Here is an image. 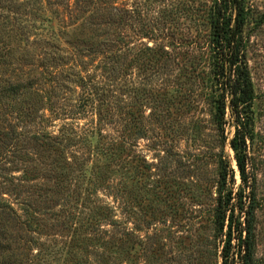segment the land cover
Returning a JSON list of instances; mask_svg holds the SVG:
<instances>
[{
    "label": "rangeland",
    "instance_id": "obj_1",
    "mask_svg": "<svg viewBox=\"0 0 264 264\" xmlns=\"http://www.w3.org/2000/svg\"><path fill=\"white\" fill-rule=\"evenodd\" d=\"M27 1L32 13L26 17L24 6H18L14 17L23 16L30 27L21 28L15 20L11 28L0 24V38L21 46L18 57L27 37L34 42L40 32L70 49L66 42L74 41L96 3L104 19L109 11L115 14L113 27H104L100 38H109L116 66L104 86H54L57 94L65 91V98L56 99L66 109L46 127L65 137L62 145L49 149L41 140L28 143L23 153L29 162L17 169L7 164L9 177L25 182L20 190L35 196L53 190L52 208L38 216L44 224L39 222L32 234L29 258L35 264H222L223 236L216 225L221 164L234 170L229 187L237 190L241 179L229 143L235 130L230 113L224 131L215 120L210 49L214 0H71L79 5L73 14L78 19H66L68 36L59 21L64 8ZM245 4L246 56L254 90L249 152L258 205L255 264H264V0ZM38 46H31L36 54ZM94 61L91 75L102 80L103 59ZM46 88L33 86L23 97L38 116L48 114ZM13 116L18 129L35 128L37 121ZM96 204L110 211V219L96 226L98 233L87 224Z\"/></svg>",
    "mask_w": 264,
    "mask_h": 264
},
{
    "label": "trees",
    "instance_id": "obj_2",
    "mask_svg": "<svg viewBox=\"0 0 264 264\" xmlns=\"http://www.w3.org/2000/svg\"><path fill=\"white\" fill-rule=\"evenodd\" d=\"M45 2L48 6L64 8L65 15L60 17L59 21L61 32L68 36L70 33L66 28L70 23H67L66 19H78L73 15L78 3L71 0ZM9 3L14 4L12 10ZM28 3L27 0H21L19 3L13 0H0V19H3L0 22L1 26L11 28L15 20L19 21L21 28L30 27L23 22V16L19 15L18 19L14 17L18 6H24L23 12H26L24 16L28 17L27 14L32 13ZM94 4L90 16L85 17L78 26V35L74 36V41L66 42L70 49H64L60 43L43 37L40 32L39 38L34 42L27 37L23 45L24 52L18 57L17 49L21 46L12 42L10 38L4 40L3 35L0 38V264H35V260L29 258L33 251L31 244L35 242L32 234L37 233L40 228L39 222L43 221L42 217L38 216L48 214L52 208L49 206L51 205L49 200L53 197L51 189H46L44 194L37 196L34 195L35 192L29 194L27 189L20 190L26 184L21 178L9 177L11 167L7 164L13 163L17 169L18 165L29 162L24 158L26 153H23V148L26 150L28 143L41 140L49 149L62 145L65 137L53 134L46 127L53 115L57 116L66 109L64 102L60 101L61 98H65V91L57 94L55 91L57 88L54 86L61 88L75 85L104 86L102 82L111 78L116 70L110 40L100 38L104 27L107 25L109 28L113 27L115 14L109 11L107 15L109 17L104 19L105 14L96 3ZM56 13L59 16L60 11ZM247 21L248 8L245 0H214L210 13V49L215 120L218 128L224 131L227 124L226 115L230 113L235 130L229 143L234 151L241 179L237 190L229 187V177L233 176L234 170L228 164H221L216 225L218 233L223 236L222 264H255L256 261L258 205L256 177L251 170L249 152V140L253 135L254 90L246 56L244 27ZM30 32L31 30H26L25 33ZM36 42L39 44L37 54L31 50L32 44ZM94 57L103 59L104 66L100 70L104 71L105 76L102 80L96 77L97 74L95 77L91 75L89 67L94 65ZM99 66L100 64L95 65ZM33 86L49 87L45 89L48 101L45 102L44 108L48 114L44 112V115L38 116L32 106L23 104L27 102L23 97L29 94ZM56 95L60 96L59 100L56 99ZM13 115L22 121H37L33 124L35 128L18 129V124L12 122ZM15 161L21 162L14 163ZM25 168H22L23 172L28 170ZM109 213L107 206L96 204L87 219L88 227L98 233L96 226L101 219L109 220ZM111 224L115 225L114 220Z\"/></svg>",
    "mask_w": 264,
    "mask_h": 264
}]
</instances>
